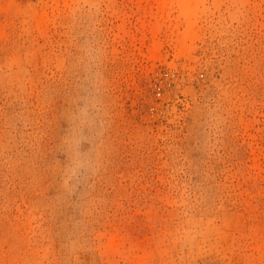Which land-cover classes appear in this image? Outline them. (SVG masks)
Returning a JSON list of instances; mask_svg holds the SVG:
<instances>
[{"label": "rangeland", "instance_id": "obj_1", "mask_svg": "<svg viewBox=\"0 0 264 264\" xmlns=\"http://www.w3.org/2000/svg\"><path fill=\"white\" fill-rule=\"evenodd\" d=\"M0 264H264V0H0Z\"/></svg>", "mask_w": 264, "mask_h": 264}]
</instances>
